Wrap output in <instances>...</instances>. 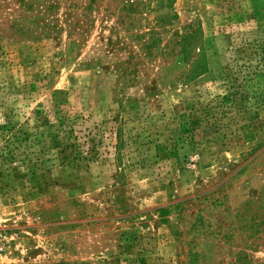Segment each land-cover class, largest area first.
I'll list each match as a JSON object with an SVG mask.
<instances>
[{"label":"rangeland","instance_id":"obj_1","mask_svg":"<svg viewBox=\"0 0 264 264\" xmlns=\"http://www.w3.org/2000/svg\"><path fill=\"white\" fill-rule=\"evenodd\" d=\"M0 264H264V0H0Z\"/></svg>","mask_w":264,"mask_h":264}]
</instances>
